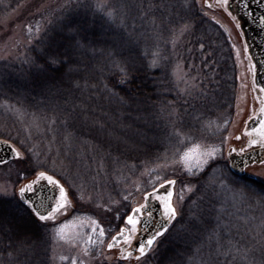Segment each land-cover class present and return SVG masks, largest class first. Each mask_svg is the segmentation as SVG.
Returning <instances> with one entry per match:
<instances>
[{"label":"trees","instance_id":"16d2710c","mask_svg":"<svg viewBox=\"0 0 264 264\" xmlns=\"http://www.w3.org/2000/svg\"><path fill=\"white\" fill-rule=\"evenodd\" d=\"M28 1L0 0V19ZM48 4L24 54L0 59V139L22 153L0 184L44 171L89 197L109 233L129 228L136 179L150 188L147 173L181 172L188 147L223 145L240 83L231 42L197 0ZM180 177L195 191L139 264H264V183L221 160ZM56 222L0 193V264H53Z\"/></svg>","mask_w":264,"mask_h":264},{"label":"rangeland","instance_id":"374dc122","mask_svg":"<svg viewBox=\"0 0 264 264\" xmlns=\"http://www.w3.org/2000/svg\"><path fill=\"white\" fill-rule=\"evenodd\" d=\"M48 2L49 0L44 2L43 0H29L16 11L12 12L5 18L0 19V59L15 60L24 54L25 48L29 45L33 36L31 31L32 26L29 25L30 18L34 17L39 11L47 7V5H49ZM197 2L201 11L210 21L215 23L222 30L226 29L231 42L240 83L236 95L235 117L228 128V133L223 145L219 147L220 151L214 157L208 158L207 163L202 164L200 167H197L196 161L193 160L191 173L202 172L211 162L214 161L221 160L228 163V156L231 154L232 149H236L237 152L240 151L241 147H243L241 142L245 139L247 140L248 136H251L247 134L249 131H246V123L251 117L253 118L258 113L259 110L256 108L258 102L261 104L258 90L253 83L251 65L247 59L240 34L231 15L224 8L222 0H197ZM209 5H211V7H209ZM175 76L181 79L185 76V72L178 69L175 71ZM255 134L257 136L254 140L260 141L261 137H259L257 133ZM237 137H239V139H237ZM254 145L256 147L260 145V143ZM174 168L169 170V167H158L154 172L147 173L145 177L151 179L149 181L150 188H145L144 181L136 179L132 185L133 198L131 199L130 204L131 209L133 210L136 206L138 207L142 205L144 200H146V196L161 187L162 183L166 185V181L175 180V185H172L169 191L173 193L172 204L177 210L176 218L179 217L183 204L189 196L194 193L195 189L190 183L186 182V180L182 181L180 179L182 174L190 173L184 167L183 163L181 162V172H175L176 170ZM245 173L246 175H252L256 180L264 183V162L247 167ZM166 175L170 176L165 179ZM32 181L33 178L29 183ZM20 186L23 187L24 185L13 186L2 183L0 184V188L7 189V194H4L3 192L0 193L7 196H17ZM62 186L68 194V200L70 203L66 206V209H64L66 211L65 214L62 213V210L59 213H56L55 219L57 222L54 226L53 264H72L73 260H75L76 264L141 263L142 256L140 253L128 259L122 258L123 255L129 252L125 250V247L132 248V243L137 236V231L132 234L133 238L131 244H125L123 242L124 237L119 235L122 229L121 227H112L111 233H109L107 227H104L96 217L89 214V197L82 196L79 198L78 202H76L75 198L70 195L67 186L64 184H62ZM189 189H191V191H189ZM181 195H183V199H180ZM161 206L163 209L162 204ZM164 218L167 219L165 215ZM174 220L171 221L170 227ZM92 221H95L96 223L93 224ZM61 227L64 229L65 239H60L56 235V231ZM170 227H168L167 231ZM93 228H96L95 232L92 231ZM101 228L104 230V235L102 237L99 234ZM167 231H165L163 235ZM161 236L156 237L153 245L146 252H151L155 248ZM89 237H91V242H89ZM113 237H120L119 239L122 241V245L120 244L119 247H115L117 246L115 244L113 248L109 249L108 244L113 243ZM85 249H87V251H85ZM61 256L67 257V259L61 260ZM137 257H139V259H137Z\"/></svg>","mask_w":264,"mask_h":264},{"label":"water","instance_id":"95a60500","mask_svg":"<svg viewBox=\"0 0 264 264\" xmlns=\"http://www.w3.org/2000/svg\"><path fill=\"white\" fill-rule=\"evenodd\" d=\"M239 5L240 7H237L236 10H231L230 0H228L227 5L224 6V8L231 15L243 38L245 51L252 69L253 83L258 90L260 97V93L263 92L260 89L261 87H264V0H242ZM259 122L260 118L258 116L250 119L247 123V131L258 127ZM0 141L6 140L0 139ZM7 143L11 145L12 148H15L10 142L7 141ZM260 151H262V154L257 155L256 158H254L256 152H249L243 155H229L232 168L237 171V168L241 169L253 159L257 162L264 161V148ZM16 158L17 157H15L11 148L0 145V165L15 160ZM237 174L242 175V170H239ZM171 187L172 185L169 184H166L164 187H159L157 190L149 193L146 196V200L151 202L153 199L155 204L160 207V202L155 199L153 194H166ZM20 200L24 203H29L32 210L34 207H38L41 214H47L48 210L55 208L56 202L59 200V187L49 184L46 180H40L39 183L33 185V191L25 192L24 198L21 199L20 197ZM41 204L43 207H39ZM140 220L141 224L137 226V236L132 243V248L125 247V250L132 252V256H136L139 253L138 247L142 241H146L155 232L162 231L164 227H168L171 223L168 219L162 217L156 221L155 229L153 228V218L143 217ZM151 229L153 231H151ZM141 231H145L143 235H140Z\"/></svg>","mask_w":264,"mask_h":264},{"label":"snow or ice","instance_id":"6c2138e0","mask_svg":"<svg viewBox=\"0 0 264 264\" xmlns=\"http://www.w3.org/2000/svg\"><path fill=\"white\" fill-rule=\"evenodd\" d=\"M228 0H223V6L227 5ZM211 7V5H209ZM97 8L103 10L104 4L103 3H98ZM108 15L111 17L112 13L109 12ZM153 64H155V61H153ZM261 91H264V87H261ZM261 112H264V107L261 108ZM252 132L257 133L260 137L261 140H251L249 142V146H252L254 144L260 143V146L264 148V120H260L259 122V127L258 128H253ZM178 137L181 136L182 134L180 132L175 133ZM248 135H251L252 133H247ZM239 139V137H237ZM0 145H4L6 147H9L12 149L15 157L17 158H22V153L17 150L16 148H12L11 145L7 143V141H0ZM220 151L219 148H204L202 149L201 145H194L192 147H188L185 151L180 152L178 160L179 162H182L184 167L189 171L190 173L192 172V161L195 160L197 163V167H200L202 164H206L208 158L214 157L218 152ZM243 149L240 150V153H243ZM232 152H236V149H232ZM202 170V168H201ZM40 180H46L49 184L56 185L59 187V200L56 202L55 208L48 210L47 214H41V212L38 210V207L33 208V212L37 215V217L41 221H46V220H55L56 218V213H59L62 209H66V206L70 203L68 200V194L65 191L64 187L60 185L59 181L54 179L53 176L47 175L44 171H40L38 174V177L36 180L32 181L31 183H28L24 185L23 187H20L19 189V195L21 199L24 198L25 192H31L33 191V185L36 183H39ZM167 184L169 185H175L176 181L175 180H168L166 181ZM165 185L162 183L161 187H164ZM191 191V189H189ZM0 192H3L4 194H7V189L5 188H0ZM155 196V199L159 201L163 205V210H164V215L167 217L168 221L171 222L176 218L177 215V210L172 204V195L173 193L171 191H167L166 195H157L153 194ZM126 199V197H125ZM180 199H183V195L180 196ZM39 207H43L41 204ZM148 205H141L140 207H136L132 210V214L127 216V225H130L131 228H123L121 229L119 235L121 237H124L123 242L125 244H131L132 241V234L137 231V226L141 224V220L138 218L139 216H143L144 209L147 208ZM147 215L149 218H151V211L147 212ZM93 224H95V221H92ZM93 232L96 231V228L92 229ZM167 231V227H164L162 231H157L155 232L150 238H148L146 241H142L141 244L138 247V251L141 256L146 254V250H149L151 246L153 245L155 239L157 236L163 235V233ZM100 236L102 237L104 235V230L101 228L100 229ZM56 235L60 239H65L64 236V229L61 227L56 231ZM113 243L108 244V248L111 249L114 247L115 244H119L120 241L116 239V237L112 238ZM89 242H91V237H89ZM87 251V249H85ZM132 257V252H127L125 255L122 256L124 259H128ZM61 260H66L67 257L61 256ZM139 259V257H137ZM72 264H76L75 260L72 261Z\"/></svg>","mask_w":264,"mask_h":264},{"label":"flooded vegetation","instance_id":"af4514ba","mask_svg":"<svg viewBox=\"0 0 264 264\" xmlns=\"http://www.w3.org/2000/svg\"><path fill=\"white\" fill-rule=\"evenodd\" d=\"M242 2V0H230V9L231 10H236V8L237 7H240V5H239V3H241ZM242 40H243V38H242ZM260 101H261V104H259V102H258V105L256 106V108H258V113L254 116V117H259L260 118V120H264V112H261V108L262 107H264V91L263 92H261L260 93ZM260 106V107H259ZM252 118V117H251ZM250 118V119H251ZM259 127V126H258ZM258 127H256V128H258ZM250 133H252L251 134V136H248V139L246 140H244L243 142H241L242 144H243V147H241V149H243L244 151H246V148H247V146H249V142L251 141V140H254L255 138H256V134H255V132H252V130H250ZM259 136V135H258ZM260 137V136H259ZM252 148V147H251ZM263 148L262 147H259V148H253V149H251L249 152H256L255 153V156H254V158H256L257 157V155H259V154H262V151H260V150H262ZM248 150V149H247ZM238 153H240V151H238ZM255 161V159H253L251 162H249V164H252V165H254L253 164V162ZM251 165V166H252ZM246 166H247V164L246 165H244L241 169L240 168H237L238 170L236 171V169H233L231 166V168L234 170V172L237 174V172L239 171V170H242L243 172H244V169L246 168ZM24 204H26L27 205V207L28 208H30V210H31V207H30V205H29V203H24ZM145 204H147L148 205V207L147 208H145L144 209V215L143 216H139V218L140 219H142L143 217H148V215H147V212L148 211H151V213H152V215H151V218H153L154 219V227L153 228H155V224H156V221H158L159 219H161L162 217H164V212H163V209H162V207H161V205H160V207L158 206V205H156L155 204V201L152 199L151 200V202H149V201H147V200H144V203L142 204V205H145ZM141 206V205H140ZM140 206H138V207H140ZM137 207V206H136ZM135 207V208H136ZM152 228V229H153ZM151 229V231H153V230H155V229H153L152 230ZM144 232L145 231H141L140 232V235H143L144 234ZM120 241V243L119 244H116L117 246H115V247H119L120 246V244L122 245V241L121 240H119ZM124 244V243H123ZM123 246H125V245H123Z\"/></svg>","mask_w":264,"mask_h":264}]
</instances>
